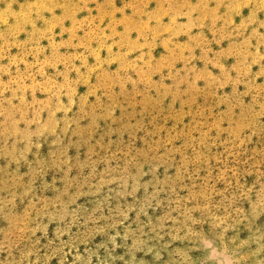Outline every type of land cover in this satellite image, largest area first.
<instances>
[{
  "label": "rangeland",
  "instance_id": "obj_1",
  "mask_svg": "<svg viewBox=\"0 0 264 264\" xmlns=\"http://www.w3.org/2000/svg\"><path fill=\"white\" fill-rule=\"evenodd\" d=\"M0 264H264V0H0Z\"/></svg>",
  "mask_w": 264,
  "mask_h": 264
}]
</instances>
